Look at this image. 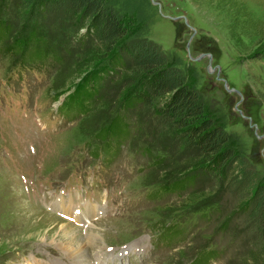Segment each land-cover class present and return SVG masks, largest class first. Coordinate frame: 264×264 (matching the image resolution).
<instances>
[{
	"label": "rangeland",
	"instance_id": "rangeland-1",
	"mask_svg": "<svg viewBox=\"0 0 264 264\" xmlns=\"http://www.w3.org/2000/svg\"><path fill=\"white\" fill-rule=\"evenodd\" d=\"M103 1L127 41L154 45L198 90L264 184V0ZM81 22L69 3L0 0V264H77L62 242L80 238L85 264H205L209 252L207 264H252L263 237L235 219L246 197L142 106L124 108V71L83 82L96 45Z\"/></svg>",
	"mask_w": 264,
	"mask_h": 264
},
{
	"label": "trees",
	"instance_id": "trees-1",
	"mask_svg": "<svg viewBox=\"0 0 264 264\" xmlns=\"http://www.w3.org/2000/svg\"><path fill=\"white\" fill-rule=\"evenodd\" d=\"M16 1L21 11H29L36 4L48 7L69 3L75 8L76 17L80 16L81 23L86 27L82 40L92 39L96 45L90 54L89 70L85 72L83 82L95 77L104 80L118 74L114 68L126 73L125 92L131 90V94L124 108L130 110L142 106L152 114L162 129L168 134L172 133L175 144L197 149L196 159H200L198 163L204 173L217 179L222 178L226 183L230 181L238 188V196L246 197L247 200L237 208L238 213L235 215L239 217L235 219L242 220L243 224L245 221L247 228L249 224L257 235L262 234L263 239H260L263 247L256 252L252 264H264V184L247 159L232 147L222 126L208 113L202 95L186 81L178 69L170 65L168 58L148 42L127 41L130 29L115 9L108 7L103 0ZM3 27L6 35H9V28ZM125 56L129 62H125ZM106 60L108 63L105 67H98V63L102 64ZM114 121L115 126L119 124L124 129L125 140L132 137L130 123L125 117L121 116ZM220 173L226 174L220 177ZM229 219L232 222L234 220L231 216ZM237 228H241L240 224ZM203 255L205 264L214 259L210 252Z\"/></svg>",
	"mask_w": 264,
	"mask_h": 264
},
{
	"label": "bare ground",
	"instance_id": "bare-ground-1",
	"mask_svg": "<svg viewBox=\"0 0 264 264\" xmlns=\"http://www.w3.org/2000/svg\"><path fill=\"white\" fill-rule=\"evenodd\" d=\"M60 209H62L63 211H64V213H69L70 215H74V211L72 210V209H69L68 207H64V206H60ZM73 211V212H72ZM71 217V216H70ZM74 229L73 228H71V227H69V226H67V231H73ZM68 233V232H67ZM96 235H97V233H95ZM69 235V234H68ZM96 235H91L92 236V238L89 240V243L91 244V246L92 247H94V249H95V247L96 248H98L100 251H102V250H104L103 249V247H101V246H99L98 245V242H97V240H98V235L96 236ZM70 236V235H69ZM90 236V237H91ZM72 240V241H71ZM71 240H69L68 242L66 241V242H62V246H63V248L67 251V252H69V253H71L72 255H76V253H77V255H78V259L76 260L77 261V264H85L84 263V260H82V258H83V252H85L86 250H85V246H84V244L83 243H81L82 242V240H81V238H80V242L78 241V240H76V239H71ZM100 240V239H99ZM84 242V241H83ZM101 242V241H100ZM77 247V248H76ZM76 248V249H75ZM90 249V248H89ZM85 258V257H84ZM86 262V261H85ZM96 264V263H95Z\"/></svg>",
	"mask_w": 264,
	"mask_h": 264
},
{
	"label": "water",
	"instance_id": "water-1",
	"mask_svg": "<svg viewBox=\"0 0 264 264\" xmlns=\"http://www.w3.org/2000/svg\"><path fill=\"white\" fill-rule=\"evenodd\" d=\"M200 58H202V57H200ZM217 69V68H216ZM247 119V118H246Z\"/></svg>",
	"mask_w": 264,
	"mask_h": 264
}]
</instances>
